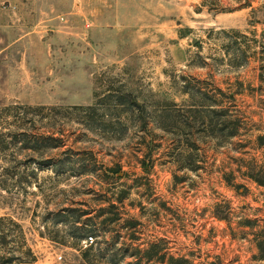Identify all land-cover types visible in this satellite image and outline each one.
Wrapping results in <instances>:
<instances>
[{
  "label": "rangeland",
  "instance_id": "1",
  "mask_svg": "<svg viewBox=\"0 0 264 264\" xmlns=\"http://www.w3.org/2000/svg\"><path fill=\"white\" fill-rule=\"evenodd\" d=\"M209 5L0 0V109L56 108L0 129V264H264V0Z\"/></svg>",
  "mask_w": 264,
  "mask_h": 264
},
{
  "label": "trees",
  "instance_id": "2",
  "mask_svg": "<svg viewBox=\"0 0 264 264\" xmlns=\"http://www.w3.org/2000/svg\"><path fill=\"white\" fill-rule=\"evenodd\" d=\"M206 2H209V9L210 10H216V11H226V10H235V9H243V8H248V7H252L253 6V2L254 0H231L230 2H234L237 6L236 7H222V4H221V1L220 0H204V3ZM206 5V4H205ZM264 68V67H263ZM262 76H264V71L263 73L261 74ZM114 90L110 89L109 91V100L113 101L116 103V106L120 105V104H124L125 103V98L122 97V96H115L114 95ZM99 101H97V105H102V102L100 99H98ZM81 109H84L82 107H80ZM93 107L92 106H89L85 109H92ZM79 109V108H77ZM31 110H35L36 112H38L39 114H42L43 111L45 110H51V111H54L56 110L55 107H46V106H40V107H37L35 109H33V107L31 106H20V105H15V106H6L4 107L3 109H0V129L2 128H6V129H9L11 127H15V126H18V125H25V124H28V123H32V119H26L27 118V115L30 114V111ZM50 117L52 116L51 114H48ZM47 115V116H48ZM5 116H14L15 118L11 121H6L3 119ZM20 127V126H18ZM52 134H46L44 135V138H42V142L47 144L48 147H58L59 144L57 143V141L59 140V137L55 136V132H50ZM27 133L23 132L21 133L20 135H26ZM5 136L13 139L14 141H27L29 142V144H31L30 146H32L33 143H36V144H39L40 141H37V140H34V137L33 139L30 137L29 139V136L25 137V138H21V137H18L19 135H17L16 133H4L2 132V130H0V145H4L5 144ZM41 136V135H40ZM53 142V143H52ZM36 147H38V145H36ZM120 170H115L113 168H109V169H105V173H118ZM251 174V173H250ZM251 178L255 179L257 182H262L260 179H258L257 177H254V175H250ZM227 182H231L230 179H226ZM3 187H6V186H3ZM5 218L2 217L0 219L1 220H4ZM11 221L15 224V226H19L20 225L15 222L13 219H11ZM9 233V232H8ZM7 234H4L5 237H8L9 235ZM28 253L32 256V250L29 248L28 249ZM5 256V255H4ZM33 257V256H32ZM87 257H89L87 255ZM19 259V257H5V260H6V263H13L15 262V260ZM32 259H35V258H32ZM170 264H181V263H178L177 260L175 259H171V263Z\"/></svg>",
  "mask_w": 264,
  "mask_h": 264
},
{
  "label": "built area",
  "instance_id": "3",
  "mask_svg": "<svg viewBox=\"0 0 264 264\" xmlns=\"http://www.w3.org/2000/svg\"><path fill=\"white\" fill-rule=\"evenodd\" d=\"M93 241V236H89L87 239H86V241Z\"/></svg>",
  "mask_w": 264,
  "mask_h": 264
}]
</instances>
